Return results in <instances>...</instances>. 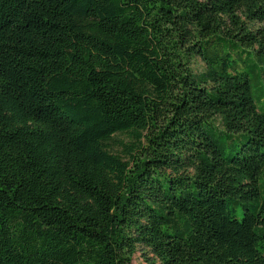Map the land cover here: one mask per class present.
I'll list each match as a JSON object with an SVG mask.
<instances>
[{
    "label": "trees",
    "instance_id": "trees-1",
    "mask_svg": "<svg viewBox=\"0 0 264 264\" xmlns=\"http://www.w3.org/2000/svg\"><path fill=\"white\" fill-rule=\"evenodd\" d=\"M256 24L264 0H0V264H264Z\"/></svg>",
    "mask_w": 264,
    "mask_h": 264
},
{
    "label": "rangeland",
    "instance_id": "rangeland-1",
    "mask_svg": "<svg viewBox=\"0 0 264 264\" xmlns=\"http://www.w3.org/2000/svg\"><path fill=\"white\" fill-rule=\"evenodd\" d=\"M255 29H262L264 31V24H256ZM195 64H196L195 67L198 70L204 69V66L201 62L197 61ZM152 263L159 264L157 258L148 249L138 247V249L136 250V252L132 257L131 264H152Z\"/></svg>",
    "mask_w": 264,
    "mask_h": 264
}]
</instances>
